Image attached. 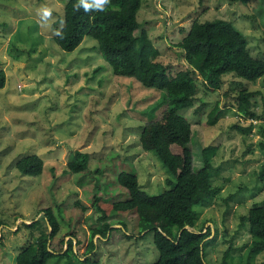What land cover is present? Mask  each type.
I'll list each match as a JSON object with an SVG mask.
<instances>
[{"label": "rangeland", "instance_id": "obj_1", "mask_svg": "<svg viewBox=\"0 0 264 264\" xmlns=\"http://www.w3.org/2000/svg\"><path fill=\"white\" fill-rule=\"evenodd\" d=\"M66 1L0 0V68L6 77L0 88V264H15L16 254L30 238L23 223H30L37 211L54 203L63 205L82 239L80 244L72 239L78 257L50 258L48 264L80 263L77 258L92 252L99 264L154 262L158 251L152 232L132 236L130 228L114 229L109 239L101 241L97 234L98 247L84 254L90 215H98L91 204L95 179L88 173L67 171L74 150L87 152L92 170L107 165L103 171L107 177L101 178L109 179L108 187L117 167L124 164L133 166L140 186L151 193L168 189L170 174L139 141L142 125L162 109L149 111L162 90L113 73L92 37L85 36L72 51L62 50L53 37L56 27L63 25ZM45 7L52 9L50 17L42 14ZM217 17L233 19L252 53L264 50V0H143L137 13L159 50L158 59L169 65L171 74L188 66L176 44L192 21ZM197 79L193 104L179 112L191 123L189 147L195 169L203 165V149L214 148L212 182L220 188L194 205L193 228L210 227L205 248L209 264H224L228 247L226 264H264V250L250 253L253 237L243 224L252 203L264 201V75L253 83L225 75L221 88L213 91ZM244 86L255 91L251 108L256 117L246 119L230 107ZM216 102L224 113H215L217 121L210 123ZM235 124L252 127L244 132ZM32 153L44 160L40 176L22 175L15 168L16 160ZM76 201L87 207L85 219L79 218L82 209ZM64 239L67 247L70 236Z\"/></svg>", "mask_w": 264, "mask_h": 264}, {"label": "trees", "instance_id": "obj_2", "mask_svg": "<svg viewBox=\"0 0 264 264\" xmlns=\"http://www.w3.org/2000/svg\"><path fill=\"white\" fill-rule=\"evenodd\" d=\"M142 1L109 0L98 7L95 0H67L63 9V25L56 27L58 31L53 37L55 43L66 51L74 50L85 36L92 37L113 73L133 77L145 87L162 90L161 97L149 111L153 113L160 106L162 109L142 125L139 141L144 150L154 152L169 172L166 179L168 189L157 193L146 191L140 186L133 166L128 164L117 167L115 180L108 187L109 179H104L107 175L103 174L107 165L90 169L88 154L81 150H74L67 161L69 173H88L95 179L91 204L98 215H90L84 254L96 249L97 241L109 239L114 229L127 231L130 228L132 236L134 233L144 236L152 232L158 257L145 264H209L205 248L211 234L210 227L207 226L205 231H202L203 226L198 230L193 227L196 228L194 205L212 197L220 188L212 182L211 155L214 148L207 146L203 149V165L195 169L193 152L189 147L191 123L179 111L193 104L197 76L208 91L220 89L225 75L247 83L262 77L264 50L252 53L248 39L233 19H194L176 44L182 49L188 66L171 74L169 65L158 59L159 50L147 29L137 19ZM5 79V72L0 68V88L4 86ZM254 92L244 86L232 98L230 107L246 119L256 117L255 110L251 108ZM220 107L216 102L211 109L210 123L217 121L215 113H224ZM235 125L244 132L252 127V124ZM261 144L264 146L263 142ZM15 168L22 175L40 176L44 160L36 153L27 154L15 161ZM261 176H264V168ZM75 205L82 209L79 218H83L87 207L80 201ZM65 214L61 203L48 204L37 211V216L31 218L30 223H23L29 229L30 238L16 254L15 264H48L50 258H65L67 261L78 257L72 239L75 237L80 244L82 238ZM243 220L247 221L243 224L248 226L253 237L250 253L264 250V201L252 203ZM115 223L120 224L119 227L111 226ZM97 234L100 236L95 241ZM66 235L70 236L67 247L64 246ZM230 248L223 252L224 264ZM94 254L77 258L78 262L99 264L97 259H92Z\"/></svg>", "mask_w": 264, "mask_h": 264}, {"label": "clouds", "instance_id": "obj_3", "mask_svg": "<svg viewBox=\"0 0 264 264\" xmlns=\"http://www.w3.org/2000/svg\"><path fill=\"white\" fill-rule=\"evenodd\" d=\"M95 2H96V5L98 7H101L105 4H107L109 2V0H95ZM41 11H42V14L44 17H50L51 16V11H52L51 8L45 7Z\"/></svg>", "mask_w": 264, "mask_h": 264}, {"label": "water", "instance_id": "obj_4", "mask_svg": "<svg viewBox=\"0 0 264 264\" xmlns=\"http://www.w3.org/2000/svg\"><path fill=\"white\" fill-rule=\"evenodd\" d=\"M185 227H188V226H185Z\"/></svg>", "mask_w": 264, "mask_h": 264}]
</instances>
